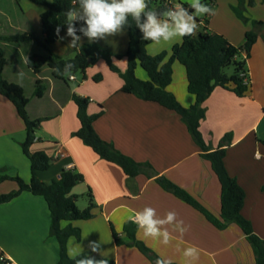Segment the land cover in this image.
I'll use <instances>...</instances> for the list:
<instances>
[{
  "label": "crops",
  "instance_id": "crops-1",
  "mask_svg": "<svg viewBox=\"0 0 264 264\" xmlns=\"http://www.w3.org/2000/svg\"><path fill=\"white\" fill-rule=\"evenodd\" d=\"M180 1L182 4L191 3L190 0ZM170 3L172 6V0ZM80 7L75 10L78 16L83 15V8ZM213 9L216 14L211 16L215 18L221 8L218 5ZM0 12L5 16L2 8ZM222 12L226 19L231 20L232 31L218 29L216 24L211 28L210 21L207 28L224 35L236 46L243 45L245 37L239 34L240 26L231 17V11L226 12L224 9ZM259 13L255 14V20L264 21L262 9ZM74 23L80 30L86 29L81 19L74 20ZM12 24H16L14 30L17 34L31 31L24 12L23 18ZM201 25H204L202 19ZM124 31L128 30L120 26L115 33L118 41L111 46L115 54H123L127 49L129 34ZM63 32H67V29L61 32L56 41L60 40ZM35 33L42 39V22L41 27L35 28ZM82 34L83 41H90L82 31L80 39ZM0 42L5 50L4 77L7 81L21 85L26 94V85L19 79L23 76L27 83L31 81L28 86L34 90V96L37 79L46 85L44 95L36 96L37 100L26 94L30 118H47L37 130L40 135L36 132L35 142L31 146V152L44 151L51 159V167L45 170L47 172H39V177L51 183L60 178L63 169L76 168L83 174L85 181L78 184L73 193L85 195L90 187L97 204L92 218L71 222L81 229V238L71 237L67 243L71 257L87 252L93 257L113 260L115 264H153L137 247L127 244L129 239L124 233L125 224L134 222L136 212L151 207L155 209L156 219L163 220L168 212L176 214L172 223L159 226L162 234L157 237H146L143 229L137 225V238L164 262L255 264L253 248L239 226L231 224L225 229L217 228L200 211L157 182L159 176L170 179L214 216L220 217L219 179L178 113L121 91L124 83L121 78L115 79L101 95L95 96L83 89L90 85L94 76L87 71L85 80L76 87L55 78L47 66L39 74L33 75V70L27 65L28 58L31 55L46 56L49 51L34 42ZM148 46L147 51L153 54ZM257 46L261 55L255 54L254 63L253 59L249 60L250 54L246 63L250 91L240 97L222 87L215 88L205 102L207 116L201 122L200 129L205 143L213 150L218 148L225 134L232 133L231 141L225 143V166L229 175L245 191L243 216L251 221L255 233L264 240V28L259 32L255 47H252L253 54ZM51 52L63 57L55 51ZM177 61L172 64V82L167 90L183 106L189 107L194 99L188 91L186 68ZM121 70L125 71L124 65ZM147 74L137 66L136 75L139 79L148 80ZM70 81H77L76 76ZM74 93L90 99V114L104 110L94 122L103 140L138 162L150 163L154 170L129 179L118 164L101 158L75 136L81 128V121L78 106L73 100ZM26 137L25 124L15 105L0 94V176H19L26 182L30 181L31 162L22 149ZM17 189L18 185L13 180L0 183V195ZM69 223L65 221L62 225L65 227ZM113 229L124 244L117 245ZM50 232L51 216L44 197L22 192L11 201L0 204V254H4L12 264H58L59 242ZM165 232L168 233L166 243ZM90 242H97L99 249L92 251ZM190 247H195L197 251L194 255L186 256L185 252Z\"/></svg>",
  "mask_w": 264,
  "mask_h": 264
},
{
  "label": "trees",
  "instance_id": "trees-1",
  "mask_svg": "<svg viewBox=\"0 0 264 264\" xmlns=\"http://www.w3.org/2000/svg\"><path fill=\"white\" fill-rule=\"evenodd\" d=\"M47 6V10L41 15L42 39L34 32L28 31L15 35H0V41L23 43L34 42L49 51L46 56L31 55L27 60V65L35 74H39L43 67L47 66L52 70L53 76L64 81L70 80V75L77 71L85 74L95 58H104L108 61L112 70L117 68L112 63L111 53L96 44L80 45L72 47L74 56L64 58L53 54L49 49V44L54 43L61 32L68 28L67 13L75 12L81 6V0H34ZM264 2V0H262ZM109 3L112 0H108ZM169 2V3H168ZM208 0H202V5ZM147 7L145 13L154 11L157 19H163L164 13L170 10V0H145ZM167 3V4H166ZM255 5V0H237V6L233 10L238 18L246 23L250 20L245 11L248 7ZM184 8L189 14H194L195 9L185 4ZM145 13H141L139 24L146 21ZM198 25L195 35L184 36L180 44L173 46L171 58L163 63L166 53L152 56L147 51V46L151 39H144V33L132 15H128L121 27L129 32V45L126 56L129 60L126 71L121 72L123 86L121 91L133 94L142 100L158 103L161 106L173 110L181 116L187 125L196 143L203 149V157L212 166L221 184V214L214 216L196 198L185 189L178 186L170 179L159 176L157 182L168 192L174 194L187 204L200 211L207 219L219 229H225L231 224L239 226L245 234L248 242L253 248L255 264H264V240L258 236L249 219L243 216L242 209L245 201V191L231 177L225 166L226 148L225 143L232 139V133L223 136L220 145L216 149L210 148L205 143L201 132V122L207 116L205 102L211 96L215 88L222 87L233 91L237 96H246L250 91V81L245 83L241 73L246 71L247 58L251 54L252 47L259 38V32L264 28V21H253L255 28L245 34V43L241 46L232 44L224 35L213 32L207 28L208 20L201 25V19L195 18ZM76 35L80 37L81 30L74 24ZM60 28L57 35L56 29ZM72 40V37H71ZM245 53V56L243 54ZM178 60L184 65L188 78V91L194 101L189 107L183 106L176 97L167 90L172 82V64ZM66 64L75 65L74 68L65 69ZM140 64L148 73L149 80H141L136 75V69ZM6 67L5 50L0 42V94L7 97L16 107L17 112L23 120L27 137L22 143V149L31 162V179L26 182L19 176H0V183L6 180H13L17 183L18 189L0 195V204L6 203L19 196L22 192H30L45 198L51 216V236L59 242L58 264H77L78 261L93 258L97 261L105 259L108 264H115L113 260L93 257L89 253H82L76 257H71L67 251V243L71 237L81 238V229L71 224L72 221L90 219L94 216L93 209L97 207L94 202L92 190L88 187L86 193L88 206L80 209L77 201L80 195L73 193V189L84 182V176L76 168L63 169L59 179L51 183L44 182L39 177V172L48 170L51 167V159L44 151L31 152V146L36 139V131L47 118L31 119L27 112L29 99L25 95L23 87L17 83L9 82L4 77ZM233 68L231 72L229 69ZM59 69V72L56 71ZM69 76V77H68ZM96 80L102 77L96 76ZM45 86L40 79L36 80V96L42 97ZM73 100L78 106V117L81 121V128L75 133L83 142L91 147L101 158L118 164L127 177L133 178L143 172L153 171V167L148 162H138L133 158L123 154L112 143L101 138L94 127V122L101 117L104 110L90 114L88 107L90 99L80 94L74 93ZM264 143V141H263ZM70 222L63 226V222ZM137 224L128 221L124 226V233L129 239L127 244L137 247L153 264H174L164 262L155 252L139 240L136 236ZM113 236L117 245L125 242L121 241L119 234L113 229ZM0 264H12L11 261H0Z\"/></svg>",
  "mask_w": 264,
  "mask_h": 264
},
{
  "label": "rangeland",
  "instance_id": "rangeland-1",
  "mask_svg": "<svg viewBox=\"0 0 264 264\" xmlns=\"http://www.w3.org/2000/svg\"><path fill=\"white\" fill-rule=\"evenodd\" d=\"M47 1H52V0H47ZM190 2H191V0H190ZM177 3L182 4V2L180 0H172V6L170 4V8H172V7L175 8V4H177ZM183 5H185V4H183ZM202 5H206V6H209L211 8L219 5L221 9L215 18L211 15H208V14H204L202 16H197L196 18L202 19L203 21H206V20L210 21L209 25L211 26V28L215 27V24H216V27H219L218 29L225 30V31L226 30L232 31L233 25L231 23V20L226 19L225 15H223V12H222L224 9L226 12L231 11L230 12L231 17L233 18L234 22H237L240 26L238 29L239 34H242V36H244V37H245L246 31H250V30H253L255 28L254 23H253V21H256L255 20V14L260 15V13H259L260 9H262V12L264 14V3L262 1L257 3L256 0H255V5L252 7H248L247 11H245V14L250 19L247 23L245 21H243L242 19L238 18L237 15L235 14L234 10H233V7L237 6V0H208L207 3H204ZM0 8H2V10L5 12V16L3 14H1V12H0V34L1 35H15V34H17V31L14 30L16 27L15 26L16 24H12V22H14V23L19 22V20H21L23 18V12H24V16L30 22L31 31L35 32L36 27H41V15L47 10V6L45 4H43L41 2H36L34 0H0ZM80 8H82V7H80ZM80 16H83V15H80ZM166 19H167V17L164 15V18L160 19V21L163 22ZM212 20H213V22H212ZM81 21L84 23L85 27L87 28V24L85 22V19H81ZM71 23L74 25L75 24L74 20ZM11 24H12V27H11ZM124 32L129 34L128 31H124ZM20 33H24V32H20ZM62 37H63V39H60L54 43L49 44L48 45L49 49L53 52L55 51L56 53L63 55L64 58L74 56V53L72 52V50L70 51V49H72L71 46L69 45L71 40H70V37L67 35V32H63ZM85 38L89 39L87 36ZM83 39H84V36L82 34L80 42H79L80 45L96 44V45H99L102 48L108 50L111 53L112 63L117 68L116 71L112 70L108 61L106 59L100 58V57L95 58L91 62L90 67L86 71L89 72V74H93L94 76L91 78L90 85L83 88V89L87 93H90V95L98 96V95H101L102 91L106 87L113 84L115 79L121 78L123 80L120 73L122 71L121 67L123 65L125 67V71L128 68L129 60L126 56V53H127V49H128V45H129V40L127 43V49H126L125 53L115 54L111 50V46L116 44V41H118L115 33L112 35L105 34L104 36H97L95 38H92V40H90V41H83ZM182 39L183 38L173 36L168 41H164L163 38H161L159 43H156L153 41L148 46V50H152L153 54H150L149 51H148V53L152 56H157V55L166 53L164 60H163V63H166L171 58V51H172L173 46L176 44H180L182 42ZM259 44H257V45H259ZM259 46L256 47V51H254V54H253V51H251V57L249 60L253 59L254 63H255V54L261 55V53L259 52V48H258ZM254 47H255V45H254ZM178 63L181 64L180 62H178ZM138 67H139V69H141L145 73H147L140 64H138ZM232 70H233V68H230L229 72H231ZM34 74L35 73H33V75ZM89 74H88V76H89ZM31 75H32V73H31ZM73 75L76 76L77 81H70L69 79L66 81L67 84H70V86H72V87L78 86V84L85 79L82 71H77ZM99 75L102 77V79L98 81L95 79V77L99 76ZM19 79H20V81H23V83H25V85H26L27 96L33 97V100H37L36 96H34V94H33L34 90L32 91L31 87L28 86V85H31V83H30L31 81H28V83H27V80L25 78H23V76H21ZM148 80H149V78H148ZM44 86L46 87V85H44ZM44 102H47V99H44ZM36 132H37V135H40V131H36ZM43 172H47V171H43ZM3 173H5V169H4ZM88 200L89 199H88L86 194L81 195L77 201L78 207L80 209H85L88 206Z\"/></svg>",
  "mask_w": 264,
  "mask_h": 264
},
{
  "label": "clouds",
  "instance_id": "clouds-1",
  "mask_svg": "<svg viewBox=\"0 0 264 264\" xmlns=\"http://www.w3.org/2000/svg\"><path fill=\"white\" fill-rule=\"evenodd\" d=\"M81 6L83 8V16H78L75 12L69 11L67 13L68 28L67 35L72 37L70 42L71 47H76L80 37L77 36L76 28L71 23L76 19H85L87 24L86 29L81 31L86 35L89 40L97 36H104L105 34L112 35L119 31L122 23L126 21L127 16L130 14L137 21L141 30L144 33V39H151L152 41L159 43L161 38L164 41H168L171 37L183 38L184 36L195 35V29L198 25L196 23V17L204 14L215 15V10L209 6L201 5L199 0H191L190 7L195 9L194 14L189 12L183 7V4H175V10H169L164 15L166 20L161 22L157 19L154 11H148L145 13L147 7L145 0H112L111 3L108 0H81ZM141 13H145L146 21L143 24H139ZM60 28L57 27L56 33L59 34ZM60 39H63L61 37ZM73 64H66L65 69L74 68ZM59 72V69H56ZM174 212H168L163 220L156 219L155 209L151 207H145L143 211L135 213L134 222L138 225L139 229H143L144 235L157 237L161 235L160 225L165 223H172L175 219ZM165 236V243L168 239V233H163ZM89 247L92 251L99 249L97 242H90ZM195 247H190L186 250L185 255L190 256L196 253ZM77 264H108L107 260H95L93 258H86L77 262ZM157 264H160L157 261Z\"/></svg>",
  "mask_w": 264,
  "mask_h": 264
},
{
  "label": "built area",
  "instance_id": "built-area-1",
  "mask_svg": "<svg viewBox=\"0 0 264 264\" xmlns=\"http://www.w3.org/2000/svg\"><path fill=\"white\" fill-rule=\"evenodd\" d=\"M169 3V2H168ZM167 4V3H166ZM171 4V3H170ZM170 4H169V6H170ZM170 10H175V8H170ZM241 76L243 77V79H244V82L247 84V83H249V77H248V74H247V72L246 71H243L242 73H241ZM70 80H74L75 79V76H73V75H70ZM85 80V79H84ZM5 260H7V261H10L4 254H0V261H5Z\"/></svg>",
  "mask_w": 264,
  "mask_h": 264
}]
</instances>
